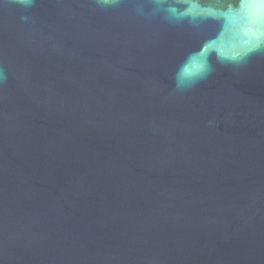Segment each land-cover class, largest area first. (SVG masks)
<instances>
[{"label": "water", "instance_id": "95a60500", "mask_svg": "<svg viewBox=\"0 0 264 264\" xmlns=\"http://www.w3.org/2000/svg\"><path fill=\"white\" fill-rule=\"evenodd\" d=\"M151 3L0 4V264H264V53Z\"/></svg>", "mask_w": 264, "mask_h": 264}, {"label": "clouds", "instance_id": "9594fccd", "mask_svg": "<svg viewBox=\"0 0 264 264\" xmlns=\"http://www.w3.org/2000/svg\"><path fill=\"white\" fill-rule=\"evenodd\" d=\"M35 0H12V3L22 8H31ZM119 0H97L101 7L117 5ZM4 0H0L3 4ZM150 7L155 16L170 23L187 21L194 28L202 24L215 23L220 27L243 20L249 27L251 46L243 51L225 55L216 48L202 44L197 50L190 52L173 70L175 89L184 91L198 82L208 78L215 70V65L239 66L247 61L253 52L264 53V0H152ZM138 11V8L136 9ZM28 20L27 16L21 17ZM198 66L196 73L189 72L190 65ZM5 74L0 68V82ZM214 123L213 121L209 122Z\"/></svg>", "mask_w": 264, "mask_h": 264}]
</instances>
